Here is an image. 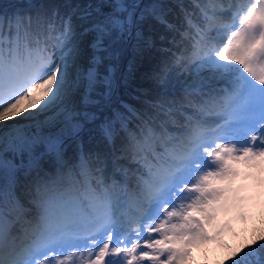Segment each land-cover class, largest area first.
<instances>
[{"label":"snow or ice","instance_id":"obj_1","mask_svg":"<svg viewBox=\"0 0 264 264\" xmlns=\"http://www.w3.org/2000/svg\"><path fill=\"white\" fill-rule=\"evenodd\" d=\"M0 264H264V0L0 9Z\"/></svg>","mask_w":264,"mask_h":264},{"label":"trees","instance_id":"obj_2","mask_svg":"<svg viewBox=\"0 0 264 264\" xmlns=\"http://www.w3.org/2000/svg\"><path fill=\"white\" fill-rule=\"evenodd\" d=\"M26 2H27V0H0V9L5 10V11H10L12 6L22 5V4L26 3ZM58 2L63 3L64 0H58ZM79 2H80V0H68L69 4L79 3ZM123 70H125V71L127 70V66L126 65L124 66ZM137 82H139V81H137ZM125 96H126V94H125ZM130 99H131V97H127L126 96L124 102H128V100H130ZM85 138H86V140L91 142V137L90 136H86Z\"/></svg>","mask_w":264,"mask_h":264}]
</instances>
